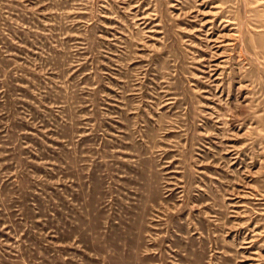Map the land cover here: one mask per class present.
<instances>
[{"label": "rangeland", "instance_id": "rangeland-1", "mask_svg": "<svg viewBox=\"0 0 264 264\" xmlns=\"http://www.w3.org/2000/svg\"><path fill=\"white\" fill-rule=\"evenodd\" d=\"M0 264H264V0H0Z\"/></svg>", "mask_w": 264, "mask_h": 264}]
</instances>
